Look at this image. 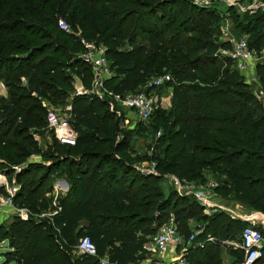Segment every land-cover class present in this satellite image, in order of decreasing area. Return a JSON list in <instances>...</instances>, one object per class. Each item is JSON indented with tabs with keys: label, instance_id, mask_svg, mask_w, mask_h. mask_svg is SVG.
Segmentation results:
<instances>
[{
	"label": "trees",
	"instance_id": "obj_1",
	"mask_svg": "<svg viewBox=\"0 0 264 264\" xmlns=\"http://www.w3.org/2000/svg\"><path fill=\"white\" fill-rule=\"evenodd\" d=\"M61 17L83 38L107 47L115 74L106 82L109 90L150 93L143 91L150 76L165 68L170 72L173 81L162 88L172 91L173 110L167 113L159 107L148 122L154 131L163 129L154 147L162 174L204 181L199 169L206 168L219 184L217 192L231 189L264 212V109L251 88L237 79L236 64L216 54L212 38L220 17L215 12L199 8L193 0H0V82L8 90L7 97H0V171L16 176L20 191L14 204L33 215L38 213L35 199L53 171L62 173V166H68L70 185L54 202L52 211L57 214L52 218L23 221L14 213L15 222L3 233L0 227V239L18 250L9 263L101 264L107 258L108 264H136L144 258L143 245L156 234L155 225L171 217L185 237L196 220L202 224L200 239L239 241L248 223L224 212L202 214L194 199L189 202L175 191L165 194L159 179L139 175L123 159H130L127 134L119 139L116 116L103 98L73 99L76 146L57 145L48 158L32 140L47 126V110L34 94L55 105L68 101L73 88L67 70L84 50L80 38L59 28ZM232 17L237 30L249 35L264 25V13L241 16L232 11ZM248 44L252 50H264V34ZM222 63L226 68L218 76L216 68ZM78 64L83 84L89 87L92 69L81 60ZM256 74L264 92V62ZM98 143L104 150H87ZM83 144L88 148L81 150ZM63 149L65 159L53 167L29 163L20 172L10 169L34 154L56 162ZM2 195L5 187H0ZM83 237L95 244V257L77 255ZM217 243L191 249L188 264H223ZM229 250L234 257L230 264L243 259V251ZM262 254L256 264H264V248Z\"/></svg>",
	"mask_w": 264,
	"mask_h": 264
},
{
	"label": "rangeland",
	"instance_id": "obj_2",
	"mask_svg": "<svg viewBox=\"0 0 264 264\" xmlns=\"http://www.w3.org/2000/svg\"><path fill=\"white\" fill-rule=\"evenodd\" d=\"M208 4L206 5H201L198 4L196 0H193L194 5L198 6L201 9H205L210 12H215V15H218L220 17V20L216 21L217 25L219 26L218 31L216 33V36L212 38L213 44L217 46V55H220L222 58H228L227 56L224 55V51H229L232 47V44L230 41L236 40V41H241L245 40L249 42L250 44H253V42H257V35L259 34H264V25L259 27L258 31L254 35H249L248 33H242L237 30L236 24L237 21L236 19H233L232 17V11L236 12L237 15H243L248 13L249 15H256V14H262L264 13V0H208ZM251 8V9H250ZM233 9L232 11H230ZM186 14H182V16H186ZM60 20H64L68 23L67 19L64 17L59 18L58 22ZM69 24V23H68ZM70 26V24H69ZM71 31L74 32L77 36L80 35V30L77 31L71 27ZM68 34V33H67ZM82 37V36H81ZM79 38V37H78ZM140 42H144V38L139 39ZM81 43V41H80ZM228 43V49L223 47V44ZM98 46L104 47L107 49V47L102 44V43H96ZM128 46L127 44L124 45V50H127ZM108 50V49H107ZM256 53V64L263 63L264 62V50L262 51H257L254 50ZM79 59V56H77ZM71 62V66L73 68H70L67 70V73L72 77V88L73 91L71 93V97L66 101L65 103L55 105L52 104L50 101L41 99L36 93L34 96L36 98H39L41 100L43 107L48 110L51 108H55L58 112L60 113H65L68 112V108L71 105L72 106V101L75 97H91L90 95H81L78 96V89L82 88L83 86L85 87V90L88 91L90 90V86L87 87L83 84V78L82 75L79 74V70L77 69L78 61H74V59ZM223 62V61H222ZM70 64V63H69ZM226 68V65L222 63V65H219V68H216L217 75L220 76L221 72L224 71ZM257 68V67H256ZM170 74V72L165 68L162 70V72H158L156 74H152L150 76V80L147 81V84L144 86L143 91L146 90H151L150 93L153 94L158 100H164L162 102H165L166 105L164 107L168 112H172L173 107L171 106V101L168 100L169 94L168 90L166 88H161V89H150L149 85L153 82V80L157 77ZM115 75V74H114ZM237 79L240 80L241 82L247 84L251 88V92L254 95L255 99L262 104L263 109H264V94H262V88L259 82V79L257 78L256 70H255V79L249 76H245L242 73L238 71L237 73ZM1 83V82H0ZM2 84H4L2 82ZM22 84L27 85V80L25 78L22 79ZM83 85V86H82ZM7 90V87H6ZM89 94V91H88ZM8 95V90L7 94L5 97ZM104 101L108 105L110 111L116 116V119L114 122L118 124V137L121 140L122 139V134L125 133L124 141L125 143L129 146L128 151H126V155L130 157V159L123 158L132 168L136 169L137 173L139 175H144L147 177L153 176L157 179H159L158 186L161 187L162 191L165 194L172 193L174 190L172 182L169 180V175L171 174H162L158 170L157 166V161L154 160L156 157L155 155H158L159 153H154V147L158 143V139L161 138L163 135V129H159L157 131H154L152 128L151 124L149 123H144L141 122L137 119L136 115L131 113L129 109L119 105L116 103L111 97L108 95H105L103 97ZM34 142L37 143L38 147L44 151L47 155L48 158L51 157L50 152L51 150H57V145H60L53 133V131L48 127V125L41 129L39 132H36L33 134V139ZM62 146V145H61ZM84 148H88V145L83 144L81 147V150H84ZM161 148V147H160ZM97 149L104 150V147L101 145H96V144H90L89 149L90 152H94ZM59 160L54 161L52 159L45 160L43 155H32L28 160H26L23 165H17V166H12L10 167L11 170H15L16 172H20L22 167L26 166L29 163H38V164H44L47 167H53L54 164H59V162L63 161L65 159V155H67V152L63 150H59ZM264 155V152L262 153ZM121 156V155H120ZM119 156V158H120ZM155 156V157H154ZM76 158H79V155H75ZM1 163V160H0ZM156 167L157 170V175H153L150 173H147L149 170H151L153 167ZM63 172L60 173L59 171H53L50 176H48V180L45 184L44 187H42L40 194L37 195L35 199V210L38 213H35L34 215L32 214L33 218L39 217L40 219L44 218L41 217L40 215L43 213H50L52 212V206H54V202L58 198L59 195H64L66 194L69 189L70 185L67 180V169L68 166H62ZM202 173V177H204V181H191L196 183L197 185H206L210 180H213L214 174L211 173L208 169L202 168L199 169ZM67 174H66V173ZM220 173V172H219ZM6 175L5 171H0V175ZM66 174V175H65ZM175 175V174H172ZM8 176V175H6ZM177 176V175H175ZM2 177V176H0ZM178 177V176H177ZM186 181H189L187 179H183ZM4 182V177L0 178V183ZM9 182L10 185H13L14 183H17L16 176H11L9 177ZM20 186V185H19ZM6 187V186H4ZM217 195L219 196V199L221 201V205L225 208H237L241 207L245 210V208L249 209V211L252 209L255 214H264L263 211H258L253 209L249 204H247L244 200L242 201L239 196L235 194L231 189H226L224 193L220 194L217 192ZM182 197V196H180ZM185 197V196H183ZM189 198L193 202L192 199H194L191 196H186V198ZM50 200V203L52 201V204L48 203L47 201ZM28 207V206H26ZM19 208V207H17ZM203 208V213L204 215L211 216L214 215L218 212H224L227 213L224 210H219L218 212H213V210L209 208ZM251 208V209H250ZM28 209V208H26ZM29 210V209H28ZM1 211V210H0ZM15 213V212H14ZM14 213L11 214H2L0 212V227L1 233H3L9 226H11L15 222V218L13 216ZM48 218V217H46ZM202 224L197 222L196 220L191 221V228L192 232H195L198 228V226H201ZM157 228L156 230L158 231L160 226L155 225ZM156 231V232H157ZM203 240V239H202ZM218 240L215 241L217 243ZM225 242V241H222ZM221 241H219V245L222 246L221 253H220V258L221 262L223 264H230L234 261V257L231 256L230 253V246L223 244ZM21 244V243H19ZM189 250V248H188ZM18 250L15 249V251L10 247L8 241H2L0 239V264H15V263H9V260L12 258H15L14 255H18L16 253ZM12 253V255H10ZM77 253V252H76ZM78 255V254H77ZM80 256V255H79ZM151 256L147 258H143L136 264H144V261H147L150 259ZM155 262H160V259L155 260ZM154 264V263H153Z\"/></svg>",
	"mask_w": 264,
	"mask_h": 264
},
{
	"label": "built area",
	"instance_id": "obj_3",
	"mask_svg": "<svg viewBox=\"0 0 264 264\" xmlns=\"http://www.w3.org/2000/svg\"><path fill=\"white\" fill-rule=\"evenodd\" d=\"M196 1L201 5H207L209 3L208 0ZM58 25L62 31L68 34L74 33L71 31L66 21L60 20ZM77 37L80 38L84 48L82 53L79 54V60L89 65L92 69L90 90H88L89 94L82 85L83 87L78 89V96L90 95L91 97L103 98L105 95H108L116 103L135 114L139 121L148 123L155 110L159 107H163V103L151 93L129 92L119 94L109 90L106 87V82L114 76V73L107 57V49L98 46L94 42L88 41L81 37V35ZM230 42L232 47L229 51H224V55L236 64V68L240 73L245 76L251 75V77L255 79V70L257 67L255 51L249 47L248 42L245 40H232ZM172 81V76L166 74L155 78L149 87L150 89H160ZM169 93L171 98L173 93L171 90ZM261 93L264 94L263 91ZM46 119L48 127L53 131L60 145L76 146L78 134L71 125V105L68 108V112L65 113H60L55 108L48 109ZM147 173L157 175L156 167L154 166ZM169 180L172 182L174 190L179 196H191L201 207L209 208L213 210V212L224 210L232 218H235V214L229 208H225L221 205L219 196L216 193L219 184L215 180H210L204 186L183 180L175 175H169ZM19 191V185L15 183L10 185L7 183L6 195L0 196V210H12L18 213L23 221H28L32 217L30 210L26 208H17L14 204V200ZM56 214V211H52L50 213H43L40 216L52 218ZM239 218L244 222L248 220L246 217L243 218L239 216ZM256 221L258 222L257 224L253 222L243 231L239 241L222 242L232 247L234 250L243 251V259L237 264H256V262L262 258V250L264 248V214L260 215V219H256ZM200 234H202V229H197L188 237H185L179 232L174 217H171L169 221L160 226L156 234L150 236L143 245L142 252L144 258L151 256L149 260L144 261V264H188V254L191 249L204 247L206 243H215L216 241L213 236H209L206 240H202L199 238ZM76 252L80 256L95 257L97 255L96 246L89 237L80 239ZM157 259H160V262H155ZM101 264H108V259H102Z\"/></svg>",
	"mask_w": 264,
	"mask_h": 264
},
{
	"label": "crops",
	"instance_id": "obj_4",
	"mask_svg": "<svg viewBox=\"0 0 264 264\" xmlns=\"http://www.w3.org/2000/svg\"><path fill=\"white\" fill-rule=\"evenodd\" d=\"M168 93H169V91H168ZM6 94H7V90H6V86L4 85V84H2V82L0 83V97H5L6 96ZM168 100H171V98H170V94H169V98H168ZM161 102L162 101H164V100H160ZM163 103V107H164V105H166V103L165 102H162ZM0 176H2V177H4V182H2V183H0V187H4V186H6V184L7 183H9L10 184V182H9V177L8 176H6V175H4V174H2V175H0ZM2 177H0V178H2ZM16 184V183H15ZM18 185V184H17ZM20 187V186H19ZM6 188V187H5ZM243 206H239V207H237V208H234V207H231V208H229L235 215H234V217L235 218H239V216L240 217H243V218H247L248 220H247V222L246 223H248L249 225L251 224V223H253V222H256V224L258 223L257 221H256V219H260V215H263V214H255L256 212H254L251 208V210L249 211V209H247V208H245V210L242 208ZM0 212H2V214H11V213H14L12 210H1ZM235 218H233V219H235ZM235 220H240V221H243V220H241L240 218L239 219H235ZM251 220V221H250ZM244 222V221H243Z\"/></svg>",
	"mask_w": 264,
	"mask_h": 264
}]
</instances>
